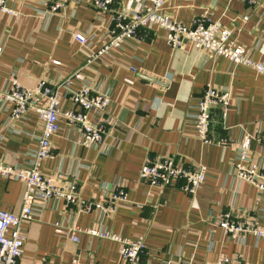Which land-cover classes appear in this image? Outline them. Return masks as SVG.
Masks as SVG:
<instances>
[{"label": "crops", "instance_id": "1", "mask_svg": "<svg viewBox=\"0 0 264 264\" xmlns=\"http://www.w3.org/2000/svg\"><path fill=\"white\" fill-rule=\"evenodd\" d=\"M65 0H6L14 16L0 13V94L17 79L33 89L39 80L55 86L81 70L89 84L106 94L110 105L105 117L91 115V122L106 120L108 134L99 148H83L78 127L60 120L52 138L54 159L43 163L45 174L60 173L76 184L90 212L50 200L43 207L32 198L36 216L22 226L24 254L17 264H124L119 245L80 235L75 244L68 229L105 230L134 240L144 237L145 253L139 264H215L220 257L243 264H264V240L243 235L229 240L218 229L223 213L237 221L251 220L264 227V192L232 176L235 147L244 134L255 138L250 162L264 168V76L227 59H211L186 45L175 50L158 27L140 30L85 66L92 53L105 46L114 28V13L137 12L147 0H113L109 13H97L90 2ZM64 4L55 13L50 8ZM163 13L190 26L207 14L211 21L233 32L232 39L255 62L264 64V0L250 7L247 0H165ZM246 18V20H244ZM82 34L86 48L75 41ZM230 89L232 101L224 119L219 109L211 111L213 124L204 145L193 130L196 106L204 89ZM72 90L80 88L79 83ZM62 109L71 108L62 94ZM41 134L34 112L11 120L0 105V165L28 168ZM224 144V145H223ZM223 145V146H222ZM172 157L187 166L203 165L204 185L194 197L182 192V182L163 190L139 181L147 158ZM121 184L126 203L115 214L98 205L106 203L115 185ZM24 186L0 179V209L18 213L23 205Z\"/></svg>", "mask_w": 264, "mask_h": 264}, {"label": "built area", "instance_id": "2", "mask_svg": "<svg viewBox=\"0 0 264 264\" xmlns=\"http://www.w3.org/2000/svg\"><path fill=\"white\" fill-rule=\"evenodd\" d=\"M67 3L80 4L84 0H65ZM165 0H147L137 12H115L114 28L109 42L95 53H92L85 66L102 56L108 55L111 49L120 48L128 39L137 37L140 30L158 27L165 32L167 43L175 50H184L186 45L197 52L205 53L209 58L222 57L235 67H243L264 76V64L255 62L249 53L232 39L233 32L222 28L219 22L211 21L207 14L195 18L190 26H185L171 20L163 13ZM113 0H92L90 5L99 14L109 13ZM64 4H56L50 8V13L57 12ZM250 7L258 6L259 0H247ZM0 13L14 16V12L6 8V0H0ZM246 20V18H244ZM74 39L81 47L86 48L89 40L82 34H75ZM1 54V49H0ZM79 83L80 88L72 90V85ZM62 94L68 96L71 108L62 109ZM1 104L10 111L11 120H18L28 112H34L40 123L41 134L33 152L28 168L0 165V179L13 180L23 184V205L18 213L0 209V264H17L24 254V238L22 226L31 222L36 216L31 199L37 198L45 207L50 200H62L67 207L77 208L79 212H90L92 205L80 199L76 184L56 172L45 174L43 163L54 159L51 140L60 130V120L78 127L82 133L79 141L81 147L99 148L108 134L106 120L91 122V115L105 117L110 105L109 97L97 92L86 80L81 70L64 78L60 84L49 85L45 80H39L33 89L21 86L17 79L12 82L8 92L0 94ZM232 101L230 89H217L207 86L196 106L193 130L196 138L204 145L213 144L208 137L213 124L211 111L219 109L222 119L229 110ZM255 138L244 134L235 147V161L232 164V176L237 182L247 183L259 192H264V168L250 162L251 146ZM264 148V135L260 139ZM224 145V144H223ZM222 145V146H223ZM207 170L201 165L187 166L172 157L147 158L139 171V181L152 188L163 190L182 182L180 189L189 197H194L204 185ZM126 203V193L121 184L115 185L106 203L96 206L106 214L116 213L119 205ZM95 208V207H94ZM65 234L72 243H79L80 235L108 240L119 245V255L124 264H139L145 253L144 237L134 240L119 237L105 230H79L71 228ZM218 229L229 239L236 240L243 235H251L264 240V227L255 221H237L232 213H223L217 224ZM71 264H80L72 260ZM215 264H243L239 259L220 257Z\"/></svg>", "mask_w": 264, "mask_h": 264}, {"label": "water", "instance_id": "3", "mask_svg": "<svg viewBox=\"0 0 264 264\" xmlns=\"http://www.w3.org/2000/svg\"><path fill=\"white\" fill-rule=\"evenodd\" d=\"M0 105H1V100H0Z\"/></svg>", "mask_w": 264, "mask_h": 264}]
</instances>
